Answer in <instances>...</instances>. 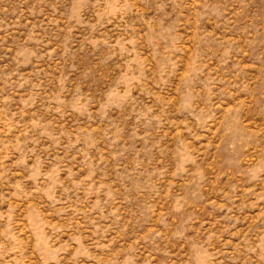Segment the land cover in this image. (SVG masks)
<instances>
[{"label": "rangeland", "instance_id": "rangeland-1", "mask_svg": "<svg viewBox=\"0 0 264 264\" xmlns=\"http://www.w3.org/2000/svg\"><path fill=\"white\" fill-rule=\"evenodd\" d=\"M0 264H264V0H0Z\"/></svg>", "mask_w": 264, "mask_h": 264}]
</instances>
